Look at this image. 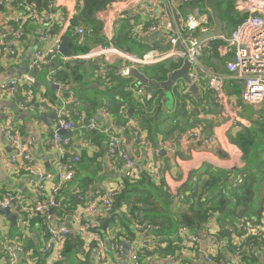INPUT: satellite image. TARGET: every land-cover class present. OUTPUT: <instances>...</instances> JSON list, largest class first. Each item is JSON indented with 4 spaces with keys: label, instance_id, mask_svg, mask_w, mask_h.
Returning <instances> with one entry per match:
<instances>
[{
    "label": "crops",
    "instance_id": "obj_1",
    "mask_svg": "<svg viewBox=\"0 0 264 264\" xmlns=\"http://www.w3.org/2000/svg\"><path fill=\"white\" fill-rule=\"evenodd\" d=\"M12 7L17 8L13 3ZM25 7L26 5L19 6L14 11L19 15L25 10ZM185 7L189 12L190 5ZM10 8L3 6L0 11L6 12ZM133 20L140 23L141 21H148V17H138L133 18ZM27 24L23 38L17 44L16 55L7 56L5 52L2 53V48H0V86L27 72L34 52L40 48L44 50L54 42L56 33L52 34L47 41H42L38 25L35 22H31L29 26ZM233 29L230 28V33ZM154 34L156 33L148 37L136 35V38L154 48L160 45V34L157 33V36L153 37ZM100 38L105 42L101 34ZM77 42L75 43L80 45ZM100 43L103 42H97L93 45ZM212 46V41H210L204 48L201 57H204L205 63L201 66L205 71L212 72L211 74L218 72L227 76L225 81L226 92L230 95L231 101L244 120L241 121V125L227 127L225 125L227 123L226 115L219 111L221 108L217 106L214 98L210 94H204L201 88L199 89L200 97L192 92L195 98L194 103L191 102L188 105L184 103L185 109L180 104L185 93L179 97L172 90L174 99L171 101L172 99L169 98L166 89L163 88L165 95L162 109H150L147 107L148 104H142L134 94L117 93L118 91L113 87V82L103 76L100 70L97 73L94 72V75L78 80L72 79L66 82L54 79L55 67L61 63L60 61H55L49 68H45L40 79L38 76L35 84L36 89L22 90L19 95L22 98L12 96L0 88V197L4 198L7 193H18L26 203L30 204L39 198L35 191L38 175L33 172L32 166L34 167V164L31 165L27 162H22L20 165L10 163L11 141L2 131L3 127L16 134L22 144H26L29 140L33 141L36 156L35 166L46 171L49 175L45 180V188L41 198L49 199L56 196L64 199L62 207L51 210L53 214L51 222L52 224L66 225L72 229H75L76 217L86 218L85 207L87 203L92 199L100 198L97 194L98 191L106 193L111 189H116L120 190L121 195L125 187L127 168L110 159L107 136L100 130H89L86 127L93 117L97 118L101 129L108 125L120 128L128 122H133L139 126L140 136L136 137L130 131L125 134V148L138 166L139 173L144 171L155 184L160 185L163 181L167 184L166 194H163L161 190L157 191L159 195L157 197L167 206L175 207L178 205L181 189L188 186H184V183L191 171L194 174L190 181L197 170L203 169L205 165L227 170L243 168L246 164L245 155L247 156V152L244 153L243 147L240 146L238 134L243 130V127L247 128L252 124L251 121L245 120L244 110L241 109L240 111L238 108L239 104L242 103L243 85L240 81L230 77V73L225 68L226 61L224 62V60L226 58L220 56L218 52L214 55L216 51L212 52ZM71 47L75 52H79L73 47L72 41ZM231 56L233 58V55ZM85 63L89 65L91 61H85ZM98 64L100 65V63ZM50 72L52 74L48 78ZM211 74H209V78ZM202 77L206 81L208 80L207 74L203 73ZM149 88L155 91L151 86ZM59 105L66 106L67 118L76 125L74 130H69L72 134L67 136L71 142L64 147V153L54 145L47 144L56 127L55 107ZM102 108L107 109V113L104 115L99 114ZM45 115L51 116L52 120L48 121ZM81 117H85L84 123ZM145 117L147 121H154L151 125L152 131L150 126L145 124ZM182 127L184 129L179 131ZM194 131H197L196 137L200 139L195 140L190 137ZM214 133L218 134V143L212 146L207 143V138ZM169 144L173 146L172 150L169 149ZM76 157H79V160H75ZM62 165L68 166L67 177L71 173L74 174L71 180H64L60 174L59 169ZM59 184L62 185V189L57 192L55 188ZM169 193L171 195L167 196ZM121 211L127 213L129 206L125 204L122 208L114 207L113 211L102 220L99 229L106 226V221L112 214L121 213ZM239 225L243 228L241 222ZM39 227L38 222L33 224L32 221L28 222L19 215L17 221L14 222L0 213V247L4 248L15 241L37 257L39 259L38 264H117L119 260L123 264H131L127 253L120 257L117 255V250L112 248L107 249L103 260H99L95 241L91 237L81 238L75 233L72 234L69 241L73 243L76 251L67 255L66 261L61 263L56 260L54 251L43 253V248L50 241V237L48 235L45 239ZM207 227H211V230L216 231L222 239L226 240L225 245L215 248L216 259L224 260L225 264H242L240 259L232 256V254L235 255V250L231 252L227 248L229 239L220 235L222 228L217 216L211 217L205 228ZM136 230L134 240L124 238L121 242H115L118 234L117 227L106 231L104 239L108 243L118 245L125 243L127 249V245L130 248L128 241H135V245L140 247V255L146 251L153 252V255L150 256L144 253L145 264H211L204 255V252L210 248V244L204 238L203 231L197 233L200 235L201 242L195 244L191 241H185L181 237L179 229L178 235L171 237L178 239L180 249L175 250V252H162L160 255L158 253L159 240L155 244L156 248L152 249L149 246L152 240L167 236L159 235L157 227L153 224L144 227L139 226ZM192 231L196 233L194 230ZM31 242L37 245V250L30 246ZM259 255L263 263L264 251ZM0 264H4L1 259Z\"/></svg>",
    "mask_w": 264,
    "mask_h": 264
},
{
    "label": "built area",
    "instance_id": "obj_2",
    "mask_svg": "<svg viewBox=\"0 0 264 264\" xmlns=\"http://www.w3.org/2000/svg\"><path fill=\"white\" fill-rule=\"evenodd\" d=\"M16 0H0V7H11L6 12L0 11V48L3 49L7 56L16 55L17 44L23 38L25 25L28 22H35L40 30L42 41H47L54 34L51 27L58 26L59 31L56 32L54 42L46 49H37L29 63L28 71L16 78L10 79L3 83L0 88L2 91L8 92L12 96H17L21 92V88L28 87L33 89L37 82L34 71L42 69L44 66H50L55 61H94L100 58V73L106 76L110 67L119 63L118 74L120 77H133L130 74L132 68L142 69L147 66H156L167 61H174L178 64L175 69H180L184 61L187 59L191 62L189 77L191 83L186 81L177 82L181 93H191V84L197 83L199 89L211 90L219 105L222 107V114L228 113V120L225 124L227 127L238 125L244 121L230 99V95L225 91V81L227 76L222 73L205 71L200 64V57L203 55L204 48L208 42L214 40L223 41L220 48L222 56L229 57L225 63L226 70L230 73V77L240 81L243 85L241 99L247 104L255 108L264 104V0H227L225 7L241 17V21L233 29L230 35L225 33L214 39L199 42L198 39L207 31L214 27L212 12L208 9L207 4L204 13L199 8H191L187 12V6L190 5L189 0H113L109 5L99 8L94 12V18L101 23V37L106 43L93 45L88 51L76 52L75 54L65 55L62 52V41L69 35L74 38L84 40L85 28L83 25H75L73 22L79 14L80 7L84 5V0H50L49 11L38 12L33 5H26L25 10L17 14L12 7V3ZM224 7V8H225ZM133 10L130 14L129 11ZM12 12V13H11ZM9 13V14H8ZM148 17V21L140 23L134 21L133 18ZM122 18H130L132 33L137 36L148 37L153 33L160 34V45L149 49L141 55L132 54L122 50L115 44L116 25ZM233 55V58L232 56ZM174 69V70H175ZM208 76L206 85H202V74ZM52 72L48 74L50 78ZM209 74L210 78H209ZM132 82L128 86V91L133 93L136 98L146 104L154 100V92L148 85ZM64 86V84H61ZM57 121L54 133L47 144H52L64 153V147L69 145L71 140L69 136L63 135L60 131L74 130L76 125L67 118V110L65 105L55 107ZM107 109L102 108L99 114H106ZM84 123L85 117H81ZM85 126V125H84ZM89 130H100L107 136V147L110 159L113 162H122L127 168L126 175L130 178L137 179L139 177L138 166L134 159L127 152L124 139L127 132L137 136L141 135L138 125L128 122L120 128L114 125H108L101 129L96 117H93L86 125ZM2 131L11 141L12 154L10 163L21 164L22 162L30 163L33 172L38 175V184L35 191L39 198L32 204L26 203L22 196L18 193H7L4 198L0 197V206L10 207L26 221H32L37 215L47 221V233L50 241L43 248V253L54 251L56 260L65 262L67 256L65 254L66 243L71 240L72 234L75 233L82 237H91L96 245L99 260H103L107 249L117 250V255L122 257L127 253L131 264H145L141 259L140 247L135 245V241H128L130 248H126L125 243L115 244L108 243L106 239L99 233V226L102 220L107 217L114 208V203L120 195V190L111 189L108 192L98 191L100 198L90 200L86 205V218L76 217L75 229L66 225L52 224L53 214L51 210L63 206V198L53 196L49 199L41 198L45 188V180L49 176L46 171L35 166L36 156L33 141L29 140L26 144H22L18 136L11 130L2 128ZM197 131L190 134L191 138H197ZM217 135L214 133L207 138L209 145H215ZM218 146V145H217ZM169 149L173 146L169 144ZM75 160H79L76 157ZM68 166L62 165L59 169L64 180H71L74 174L66 175ZM62 185L59 184L55 191H60ZM264 216V214H263ZM246 234L236 238L238 248L235 249L236 259H240L242 251L257 253L262 251L261 240L264 238V218L261 221L251 217L241 220ZM181 237L185 241L199 244L201 242L200 235L194 233L188 226L180 227ZM204 238L209 242L210 248L204 252L207 261L211 264H225L224 260H217L214 254L215 248L226 244V240L222 239L216 231L207 227L203 230ZM254 237V241L249 244L244 242ZM159 239V238H158ZM158 239L151 241L150 248H156L155 244ZM56 245V246H55ZM55 246V247H54ZM261 254V253H260ZM0 259L4 264H38L39 259L25 249L19 243L13 241L4 248L0 247ZM117 264H123L119 260Z\"/></svg>",
    "mask_w": 264,
    "mask_h": 264
},
{
    "label": "trees",
    "instance_id": "obj_3",
    "mask_svg": "<svg viewBox=\"0 0 264 264\" xmlns=\"http://www.w3.org/2000/svg\"><path fill=\"white\" fill-rule=\"evenodd\" d=\"M113 0H84V5L80 7L79 14L74 20V24L83 25L85 28V38L71 37L73 47L79 52L88 51L93 44L97 42H103L100 38L101 26L100 23L94 18V12L99 9L106 7ZM204 4L207 0H204ZM33 5L38 12L49 11L50 0H16L13 2L15 7L23 5ZM224 2L218 4L219 15L225 22V29L235 28L241 21V17L227 7H223ZM31 22L27 24L30 25ZM131 19L123 18L118 21L117 25V36L115 44L132 54L141 55L145 50H149L151 45L145 44L142 41H138L136 35L132 33ZM54 34L59 31L58 26L51 27ZM79 42L77 45L75 42ZM77 42V43H78ZM221 40L212 41V52H220L222 46ZM2 53H4L2 49ZM204 53V51H203ZM229 57L224 60L227 61ZM226 63V62H225ZM123 63H119L110 67L109 73L106 77L113 82V87L117 93L127 94L131 93L128 91L129 79L120 78L118 74L119 68ZM178 66L174 61L161 64L160 66H147L142 68V71L150 79L157 81H165L168 79L169 74ZM44 66L42 69L34 71L36 79L41 78V73L45 72ZM100 65L97 62L92 61L89 65L85 61H67L61 62L55 67L56 72L53 75L54 79L61 81H70L83 79L89 75H94V72H99ZM230 81V80H229ZM228 81V82H229ZM202 85H206L207 81L201 78ZM150 86V85H149ZM33 89H36L34 85ZM22 90H28L27 86L21 88ZM179 97H182V93L179 90V86H175L173 89ZM204 94H210L214 100V93L211 90H203ZM227 86L225 85V91ZM154 92V100L147 102L148 108H155L157 110L162 109L164 104L165 90L163 88L157 89ZM133 94V93H131ZM228 94V93H227ZM17 96L22 98V96ZM187 95L191 96V102L194 103V96L191 93H185L183 101L180 103L181 107L184 103L188 105ZM200 100V99H199ZM34 103V102H33ZM217 106L219 103L216 101ZM32 104V102H31ZM245 106V107H244ZM222 113V107L220 106ZM241 111L244 110L245 120L251 121L250 126L243 127V130L238 134L240 146L243 147L245 155V166L237 170H227L218 167H212L205 165L203 169L197 170L194 177L188 184V186L181 189V197L178 201V205L175 207L167 206L162 202L157 194L158 190L166 194L165 188L167 184L163 181L160 185L155 184L149 175L144 171L139 173L137 179L126 176L125 187L120 196L117 197V201L114 205L115 208H122L123 205L129 206V211L126 213L112 214L106 221V226L99 229V233L105 237L106 231L117 227L118 234L115 242H121L122 239L134 240L136 238V229L138 227H144L148 224H153L157 227V233L159 235H166L165 238L158 239L159 254L162 252H175L180 249L178 245V239L171 237L178 235V231L182 226H188L191 230L196 233L202 232L208 225L211 217L217 216L218 222L221 224L220 235L226 237L229 242L228 249L233 252L238 248L236 238L244 236L245 230L239 225L241 220L249 219L254 217L261 221L264 214V104L259 108H255L251 105L245 104L243 101L238 107ZM149 111V110H148ZM152 111V110H151ZM241 116V115H240ZM154 121H147L145 117V124L150 126ZM238 125H241L238 124ZM184 127L180 128L179 131L183 130ZM194 130V129H193ZM191 130V131H193ZM152 135V134H151ZM197 140L196 138H194ZM117 164L123 165L122 162ZM148 179H147V176ZM143 177V180L141 178ZM171 195V193L167 194ZM76 202V199H74ZM122 206V207H121ZM114 209V208H113ZM57 210V209H55ZM121 210V209H120ZM33 224L38 222L40 224V232L48 237L47 232V221L37 215L33 220ZM137 224V225H136ZM251 239H247L245 244H249ZM261 242L262 251L257 253H249L242 251L240 262L243 264H264L261 262L260 253L264 251V238ZM30 246L37 250V245L33 242ZM76 248L73 243L68 241L66 243L65 254L75 253ZM147 256L153 255V252H144ZM141 254V259L145 254ZM226 257V256H223ZM219 264V263H218Z\"/></svg>",
    "mask_w": 264,
    "mask_h": 264
},
{
    "label": "water",
    "instance_id": "obj_4",
    "mask_svg": "<svg viewBox=\"0 0 264 264\" xmlns=\"http://www.w3.org/2000/svg\"><path fill=\"white\" fill-rule=\"evenodd\" d=\"M227 0H207V7L212 12V18L214 22V27L212 30L205 32L199 39V42L206 41L209 39H214L216 37H220L225 33V22L221 19L219 15V9L218 4L221 2H225ZM3 7H0V10H2ZM130 14L133 13V10L129 11ZM157 33L153 35V37H156ZM62 52L65 55H71L75 54L76 52L71 47V36L67 35L63 41H62ZM98 63H101L102 60L99 58L97 60ZM191 68V62L189 60H185L183 63V66L180 69L173 70L170 74L168 79L165 81H157L155 79H150L146 76V74L139 68H132L130 71V74L133 77H136L140 83L150 85L154 90L164 88L167 92H171L173 90V87L177 84L179 81H186L187 83H191V79L189 77V70ZM56 86V85H54ZM191 90L194 94H196L197 97H200L199 93V86L197 83L191 84ZM45 118L49 121L52 120L51 116L45 115ZM53 122V121H52ZM63 135H70L72 132L62 130L60 131ZM194 174L193 171H191L188 175L187 181L184 183V186L188 185V182L190 181L192 175ZM0 213L6 215L11 221L16 222L18 219V215L15 214L10 207H2L0 206ZM129 248V245H127Z\"/></svg>",
    "mask_w": 264,
    "mask_h": 264
},
{
    "label": "rangeland",
    "instance_id": "obj_5",
    "mask_svg": "<svg viewBox=\"0 0 264 264\" xmlns=\"http://www.w3.org/2000/svg\"><path fill=\"white\" fill-rule=\"evenodd\" d=\"M190 1V6H191V8L193 9V8H199L200 10H201V12H203L204 13V11H205V7H204V5H203V2H204V0H189ZM225 5H226V2H224V4H223V7H225ZM226 9V8H225ZM230 10V9H229ZM123 19V18H122ZM117 25H118V23H117ZM117 25H116V29H117ZM225 34L226 35H230L231 33H230V28H226L225 29ZM167 62H169V61H167ZM167 62H165V63H167ZM204 63H205V61H204V57H200V64L203 66L204 65ZM162 64H164V63H162ZM161 64H159V66H160ZM158 66V65H157ZM209 73V72H208ZM124 78H127V77H124ZM127 79H129L130 81H129V85H130V83H132V82H137V80L134 78V77H131V78H127ZM128 85V86H129ZM176 86V85H175ZM174 86V87H175ZM174 87H173V89H174ZM167 94H168V96H169V98H171L172 100L171 101H173V99H174V93L171 91V92H167ZM107 97H110L109 95H106ZM187 101L189 102V103H191V96L190 95H187ZM228 113H226V119L228 120ZM263 218H264V216L262 217V219L261 220H263ZM249 239H251L250 241H254L255 239H254V237H251V238H249Z\"/></svg>",
    "mask_w": 264,
    "mask_h": 264
}]
</instances>
